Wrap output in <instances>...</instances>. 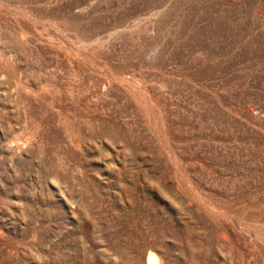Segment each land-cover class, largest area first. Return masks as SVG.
Returning a JSON list of instances; mask_svg holds the SVG:
<instances>
[{"label": "rangeland", "instance_id": "1", "mask_svg": "<svg viewBox=\"0 0 264 264\" xmlns=\"http://www.w3.org/2000/svg\"><path fill=\"white\" fill-rule=\"evenodd\" d=\"M150 258L264 264V0H0V264Z\"/></svg>", "mask_w": 264, "mask_h": 264}, {"label": "bare ground", "instance_id": "2", "mask_svg": "<svg viewBox=\"0 0 264 264\" xmlns=\"http://www.w3.org/2000/svg\"><path fill=\"white\" fill-rule=\"evenodd\" d=\"M150 257H151V256H150ZM156 263H157V261H156ZM149 264H155V263H154V260H153L152 258L149 259Z\"/></svg>", "mask_w": 264, "mask_h": 264}]
</instances>
